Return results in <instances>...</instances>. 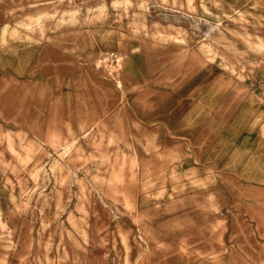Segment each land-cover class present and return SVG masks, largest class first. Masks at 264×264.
I'll use <instances>...</instances> for the list:
<instances>
[{
  "label": "rangeland",
  "instance_id": "rangeland-1",
  "mask_svg": "<svg viewBox=\"0 0 264 264\" xmlns=\"http://www.w3.org/2000/svg\"><path fill=\"white\" fill-rule=\"evenodd\" d=\"M0 264H264V0H0Z\"/></svg>",
  "mask_w": 264,
  "mask_h": 264
},
{
  "label": "crops",
  "instance_id": "crops-1",
  "mask_svg": "<svg viewBox=\"0 0 264 264\" xmlns=\"http://www.w3.org/2000/svg\"><path fill=\"white\" fill-rule=\"evenodd\" d=\"M119 48L124 50L123 51L124 53H130L136 60H139L141 62V53H140L139 47L137 45H134V44L132 45L131 43H128L126 46H120V45H117L113 40L112 41L110 40V41H108L106 43V46L104 47L103 51L104 50L116 51ZM15 69H17V67ZM128 85H130V83ZM200 94L201 95H205V92L200 93ZM68 142H75L76 143V137L70 135V136H68L65 139H59L58 137H53L52 136L53 145L54 146H59L60 149L62 148L63 144L68 143Z\"/></svg>",
  "mask_w": 264,
  "mask_h": 264
},
{
  "label": "bare ground",
  "instance_id": "bare-ground-1",
  "mask_svg": "<svg viewBox=\"0 0 264 264\" xmlns=\"http://www.w3.org/2000/svg\"><path fill=\"white\" fill-rule=\"evenodd\" d=\"M95 9H97V8H95ZM74 149V151H76V152H78L77 150H75L76 148L74 147V142H68V143H65V144H63V146H62V148H61V153L63 154V155H66V154H68L71 150H73ZM75 152V153H76ZM91 158H93V157H91ZM92 160V159H91ZM13 162V161H12ZM101 162V161H100ZM106 163V162H105ZM107 163H109V162H107ZM93 164V163H92ZM100 164V163H99ZM103 165V164H102ZM11 167H13L12 165H11ZM3 168V167H2ZM108 168V167H107ZM106 169V168H105ZM57 170V169H56ZM4 171V170H3ZM13 171V170H12ZM12 174H14V173H12ZM35 174V173H34ZM9 177V176H8ZM6 179H7V176H6ZM20 179V178H19ZM26 179V178H25ZM30 179V178H29ZM21 180V179H20ZM16 181V180H15ZM32 181V180H31ZM25 182V181H24ZM10 183V182H9ZM8 183V184H9ZM10 187H11V185H10ZM9 187V188H10ZM13 187V186H12ZM29 187V186H28ZM22 189V188H21ZM24 189V188H23ZM12 190V189H11ZM20 191H22V190H20ZM27 192V191H26ZM21 194V193H20ZM19 194V195H20ZM15 195H17V194H15ZM18 195V196H19ZM25 195V194H24ZM27 195V194H26ZM26 195H25V197H26ZM31 198V197H30ZM71 238V237H70ZM71 239H73V238H71ZM125 239V238H124ZM124 239H122L123 241H124ZM75 242H76V240H74ZM72 242V241H71ZM129 242V241H128ZM73 243V242H72ZM12 246V245H11ZM127 247V246H126ZM122 250V249H121ZM120 254V253H119ZM124 254V253H123ZM127 255V254H126ZM132 255V254H131ZM125 258H126V256H125ZM130 258V257H129ZM127 260V259H126ZM127 263V262H126Z\"/></svg>",
  "mask_w": 264,
  "mask_h": 264
}]
</instances>
